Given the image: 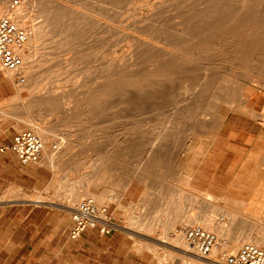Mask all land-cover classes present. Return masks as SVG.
<instances>
[{
    "label": "rangeland",
    "instance_id": "1",
    "mask_svg": "<svg viewBox=\"0 0 264 264\" xmlns=\"http://www.w3.org/2000/svg\"><path fill=\"white\" fill-rule=\"evenodd\" d=\"M68 1L69 2L73 1L69 4L73 6H77L80 10H84L83 8H86L88 12L93 11L92 13L95 15L98 13L97 15L101 16L102 19L104 20L100 19V17L96 15L99 19H91V23L95 21L92 24L90 23V21L88 24L84 23L83 27L81 26L78 29L77 33L74 35L73 40L69 42L68 44L69 46L66 45L64 48H62L63 50L61 49L62 52H60L61 50L58 49L56 46L58 44L57 29L56 28L54 29V26H51L52 28H50L49 25H48L49 28H47L48 27L47 25L43 26L45 21L43 20L44 19L43 15L45 14L42 11L41 4L37 2V0H30V1L12 0L13 3H11V5L9 6V8L12 9L15 8V5L13 4L17 5L23 3L22 8H24V10L21 11L20 18L23 20L24 24L26 25L25 29H29L30 31L31 30L30 27L32 28L35 25L40 26L42 22H43L42 26L44 28L45 27L47 28V29L45 28L46 32L43 30L44 35L42 34L43 35V37L41 36L42 39L40 38L39 40L40 42L38 41L35 45L36 48L32 50V52H34V56L37 59V61L38 59L39 60L45 59V61H43V64H40L38 66L39 68H36L35 71L37 80L40 79L38 80L39 82L40 81L43 82L44 80H47L46 82L44 81L43 84L40 82L39 94L42 95L46 93L47 90L50 89L47 88L49 87V85L50 87L53 86L56 89L57 88L59 89L60 87H62L60 86V84L65 79L70 78L68 74H70L71 77H74L73 76L74 74L76 75L75 77L77 78V84H76L77 89L75 91L78 92L77 94L78 97L82 98L81 103L79 104V110L81 111L82 115L74 119L75 121L73 125L66 126L60 120L53 119L50 116L47 118V116H45L46 109L42 108V113L37 115V120H35L34 123L37 124V127H43L48 130L47 138L50 141L49 144L51 146H57V148H59L58 139H61V137H64V135L73 133V136H69V138L71 141L75 142V147L70 152V158L68 157V159L65 160V162L59 163L58 166H56L55 168L49 167L41 160L37 164L30 163L27 164V166L22 165L18 161V158L16 157L14 152L10 149V146L13 142L14 135L17 132L23 130H29V128L22 126L23 122L20 121V118L15 114V110L17 106L25 105L27 103V100L24 99V96H22L23 94L21 92H18L19 90L16 84L13 83L9 78L7 79L6 75H4V68L0 66V199H2L1 197H4V199L0 201V264H37V247H38L37 217L36 216L27 217L25 214L21 213L18 216H15L13 219H11V215H9L7 210H5L4 205L16 204L20 207L23 206L24 209L26 210H29L37 206V202L33 201L34 199L43 198L47 200V202H41V203L48 204L49 206H53L57 209H62L61 204L64 205L73 204L76 206L79 204V202H82V200L88 201L87 197H89L90 199L92 198L95 202L94 203L92 200V204L95 207V214L100 215L98 214L100 212L102 214L101 216L108 217V219H110L112 222L119 225L118 227L119 229L116 227L111 228V226L108 225H106V227L111 230L116 229L123 232L127 237L126 245H129V240H131L133 242L132 246L134 251H137L139 253H144L148 251L150 254L153 255L154 259L158 262V264H178V262H181L182 264H185V262L189 263L190 261H193L192 256H196V255H193L188 251L189 247L185 243V240H183L181 228L185 225L199 224L201 226H204L208 230L216 233L215 225L211 227L209 219H207V222L190 220L191 215H196V217L197 215H199L200 208H202L204 202H206V200H204L206 195H202V194L198 195V193L193 191L191 187L188 186L189 185L188 177H190L189 176L190 171L192 170L193 164L196 163L199 160V158L202 156L206 146H208L209 140L217 132L220 124L223 123L222 121H225V119L229 117H234L236 115H241V114L243 115L244 112L238 111L239 109L236 108L237 104L236 106L235 105L233 106L229 103L222 104L219 106L218 111L222 116L225 117V119L219 122L220 124L219 123L217 125L215 124L214 126L216 127L213 126L215 129H210V130L205 129V131L203 132L198 131L194 134V136H192L189 139H186L185 132L187 129L191 127L190 125L193 124V121L190 119L192 117L188 118V116H190L188 114V116H186L183 120H181L178 123L179 124L178 129L179 128L180 129L172 131V135H170L167 139H163L164 142L167 143V147L159 153L157 152L153 153L152 147L146 144L145 141L148 136H142L138 131L137 132L134 131L135 133L133 136H123L122 132L124 127H128V128L136 127L139 129L141 126H146L147 124L149 125V123L152 125V123H154L152 121L155 120L154 118L150 119V117H156L154 114L155 110L153 109L154 107L151 102H148L147 104H143L140 106L139 103L137 104L134 103V101L132 100H128L126 101V103L128 102L127 103L128 105L126 104L125 107L129 106V108L125 109V111L127 112L126 113L124 112L122 116L121 112L118 111L119 104H121V101L119 102L121 96L118 93L116 94L114 93L112 95L113 96L112 100H111L112 96H108L107 99L105 98L106 100L104 99L98 102V98L101 96V92H102L101 86L103 85V81H105V79L107 78L104 76L107 75L109 71L108 70L106 72V69L104 68L110 65V63L115 58H119L125 53H127V51L131 52V49L133 50L132 52L136 51V48L134 47L135 45H133L134 43L127 44V42H131L130 40L131 36L129 32L130 31L131 33L134 32V27L136 26L135 24L139 23L137 24L135 29L140 28L142 24H144L143 21L152 17L153 18L161 17L160 20L170 24H172L173 21L181 19L179 18L181 14L178 12V10H176L180 6L179 0L178 1L173 0L174 1L173 3L175 5L172 2L169 3L167 2L169 4L168 6L166 4V0L164 1L156 0L158 1L157 2L158 4L155 3V1L153 0L154 4H156L153 7L155 8L158 7L156 8L158 13L154 8L153 9L155 12L154 11L150 12L149 11L150 9L149 10L140 9L141 12L138 9L137 10L134 9L133 5H135V0L133 1L122 0L121 3H115V2L110 3V1H106V0L100 2L99 0L98 1L96 0V2L99 3L98 5L96 4L95 1L94 4L93 0H79V1L68 0ZM124 1L125 3L122 5ZM131 1L133 2V4ZM168 1H172V0H168ZM175 1H177L178 3L177 2L175 3ZM164 4H166V6ZM131 5H132V9L135 10V11L133 10V12L138 11L136 12L137 15L132 13L133 15L132 16L131 12L130 14L128 13V11L132 10L130 9ZM160 5H161V9L159 8ZM163 5L164 7H166V9L167 8L168 9L164 10L165 8H163ZM170 5L172 6L170 7ZM126 6L128 7V11H126L123 8V7L126 8ZM175 7L177 8L175 9ZM123 9L125 12H123ZM162 9L164 11H162ZM171 10H173L174 13L177 11L176 14H174L173 11ZM94 11L96 12L94 13ZM110 11H112L113 14L115 13L116 14L109 15V13H111ZM99 12L102 14L99 15ZM119 12L121 16L122 15L123 17L125 15L126 16L122 18L119 15ZM160 12L162 15L160 14ZM169 13L171 15L173 13L174 15L171 17ZM107 16L108 18L112 16L111 18H109V20L108 18H106V21H110L109 22L110 24L104 23L105 17ZM165 16L169 17V19ZM126 17H127V21H125ZM130 17L131 18L133 17L132 19H134L135 17V20L132 21L128 20V18L130 19ZM119 18L120 21L118 20ZM116 20L118 22H116ZM96 21H98L99 23L101 22L100 23L101 25ZM134 21L137 22L135 23ZM124 22L126 25L124 24ZM130 22H133L134 25H132V23ZM127 23H129L131 27H129ZM104 24H106L107 27ZM122 24H124L126 27L124 25L123 27ZM90 25L91 26L93 25L92 26L93 28L90 27ZM97 25H99V29L96 28ZM138 25L140 26L138 27ZM100 26H102V30ZM127 27L130 28V31H128L129 29ZM110 28H112V31H108V29L111 30ZM97 30L98 31L100 30L102 32H98ZM114 30L116 31L115 32L116 35L113 32ZM92 31L98 33L97 34H95L94 32L92 33ZM125 33L128 35H126ZM119 34L129 37L128 38L129 40L127 39V37L124 36L122 37V35H120L119 37L120 38L122 37L124 39V42L126 41V43H124L122 41L123 39L121 38L122 39L121 40L117 36ZM225 35L226 34H223L222 36V38L225 37L223 38L224 42L221 43V46L219 47L220 49L217 50L218 52L216 51V53L218 54L220 53V54L218 55L216 53H213V56L218 55L217 57H215L214 60H216V58L218 57L219 58L216 61L214 60L212 61L215 63L220 62L222 65L220 69L222 70L220 71V69H216L214 72H212V74H209L208 78H205L204 74L199 73L201 76L199 74L194 75L195 78L197 77L198 80L197 79L195 80L194 77H192L190 78L189 82L184 81L185 84H189V85L200 84L196 88L194 87L192 89L193 92L192 90H190V92H192L193 94L190 93L189 91L180 93L177 90L178 87L177 88L175 87L176 85L172 87L170 89V92L172 97H175L174 99L177 102V104L174 100H172L174 103L172 104L171 102V104L167 106L169 111L168 113H173L176 112L177 110L182 113L183 111H185L184 109H187L190 101L195 103L197 102L201 110L198 117L199 118L201 117L200 119H203L205 121L211 122L210 112L206 110V105L207 103H210L211 100V96H210L211 90L207 93L206 88L204 89V91H202V89L204 86H206L207 79L217 85L218 82H221L223 80V76L225 75L231 78V80L235 81L233 84L234 86L228 85L227 87H225L226 85L225 86L220 85L218 88L214 89V91L212 90L214 93L218 94L223 90V88H226L229 91L231 89L232 93L231 91L230 93L235 98L240 97L242 91H245L249 94H259L264 97V83L262 84V82H264L263 80L264 77L262 76L264 75H261L259 73V76H257L258 71H260L259 68H261L264 65L263 63L264 42L255 41L257 40V38L252 36H249L246 40L239 41L236 37L232 35H226V36ZM123 44L124 45L127 44L126 46L128 48L131 44L132 46L130 47V49H128ZM70 46L72 47L70 48ZM121 47L126 49H123ZM30 50L31 49H26L25 52H29ZM63 51H65L66 53ZM118 51L121 52L118 53ZM54 52L55 53L57 52L58 54L56 53L57 54L56 55ZM122 52L125 53L122 54ZM146 52L149 53L147 50L146 51L142 50L141 53L138 54L139 56L137 55L136 57V61L138 60V63H140L137 64L138 67L136 66L138 71L139 69L142 68L141 66L143 67L147 66V64H144L146 61L148 62L149 60L148 57L149 54H147ZM61 53H63L62 57H61ZM257 54L259 56H257ZM146 55H148L147 58L145 57ZM54 56L58 58L55 59ZM140 57L142 59H140ZM143 57H145L146 59ZM69 59L71 61H69ZM143 59H145V61ZM47 60H49L50 62ZM64 60H67L66 63L69 64L66 66V69L68 70L64 72V74L67 75H63L61 73V75L59 74L60 76L55 75L54 77V75L47 74V70L49 69V67H51L50 69H52L55 63H56L55 67H57L61 63L62 65L65 66V63L63 62ZM223 60L225 63L223 62ZM103 61H105L107 64L104 63ZM45 62L47 64L49 63L48 64L49 66H47ZM245 65L247 70L246 68H244ZM249 65L250 66L252 65L251 66L252 68ZM254 66L256 68L258 67V69H256ZM102 68L104 71H102ZM248 68L250 70H248ZM143 70L144 68H142L141 72H143ZM218 70L220 72H218ZM246 71H248L249 73L250 71L251 73L253 72L252 74L250 73L251 75H254L256 72L255 75L256 77L249 75ZM44 72H45L44 74L45 77L43 75ZM246 74H248L247 75L248 77L246 76ZM198 75L200 79L198 78ZM57 76L59 78V81L58 80L56 81L55 79ZM62 76L63 78H61ZM249 76L252 78H250ZM19 77L21 78L24 76L19 75ZM260 77L262 79H260ZM255 78H257V80ZM181 79L185 80L187 79V77L186 78L183 77ZM253 79L256 81H253ZM258 80H260L261 83L260 81L258 82ZM21 82L25 83V81L22 80ZM54 82H58V83H54ZM42 86L44 87L42 88ZM58 89L54 91V93H56L57 91H61V92H57L59 93L58 95L62 94V91L66 92L70 90L69 88L67 89L66 87L63 89L62 88H60L59 90ZM35 90H37V88ZM147 92L148 94H150L149 86L147 87ZM204 92H205L204 94L205 96L203 95ZM88 94L91 95L94 101L91 104L87 103ZM176 94L179 96L177 97ZM206 95H208V97ZM116 101L118 102L115 103ZM130 102L131 103L133 102L132 103L133 106L129 104ZM103 103L104 104L109 103L111 105L108 104V106H110L108 107L105 106ZM67 106H72V103H70ZM149 106H151V108ZM151 109H153L152 113H151ZM4 110L10 111L13 114L11 113L10 115H4L3 113ZM103 110L105 112H103ZM113 110L116 111L115 115H112V112L114 114ZM143 110H146L148 112L145 111L142 112ZM243 110L248 111L247 109H243ZM109 111L111 114H109ZM138 112H141L143 117H141L142 115H138L140 114ZM26 113L28 116H31L30 110L27 109ZM127 113L128 115L132 113L129 115L130 118L127 117L126 115ZM244 115H246V113ZM249 115H251L250 117L251 119L256 118L255 120H257L259 123L262 122V120L258 116L250 114V112L247 113L248 117ZM262 125L264 126V122H262ZM38 135L41 137L42 140H44L42 134H38ZM181 142H182L181 146L183 147L179 148V143L181 144ZM176 145L179 148L178 150L180 151L179 154L174 156L173 150H175ZM88 148H91L92 151ZM137 149L139 150L137 151ZM1 150H5L6 152L3 153L1 152ZM152 153L155 156H153ZM98 155H101L100 158L102 159L101 164H98L97 162ZM140 155L143 158L138 157ZM158 157L161 162L160 165L161 168L158 169L159 171H163V177H164V180H162L163 182L159 181L160 178H156L155 176L152 175L149 176L146 181V179L143 178L142 174L140 173L142 170L138 171V173L135 172L134 163L139 161H141V163L150 162V159L154 163V160H156V158ZM95 163L98 164V166L95 165ZM97 176L99 179L97 178ZM126 182L127 185L125 187L123 184H125ZM103 193H106L107 197L101 201H97L95 197ZM25 195H27L28 197L25 198L26 200H22V198H24ZM193 195H198V196L194 198ZM73 198H75V200H73ZM50 201H53L55 203H49ZM167 209L168 211H166ZM165 212H167V214ZM68 215H70L71 218L72 213L68 211ZM161 217L163 219H161ZM128 218H131L130 223L132 227L137 224L135 227H138L139 229L138 228L136 229L135 227L133 228L139 230V232L135 231L133 234L130 233L124 227H122L128 223L125 222V220L128 221ZM157 219L159 221L158 223L160 224L157 223ZM165 219L167 220L166 223H165L166 221ZM170 219L171 221L172 219L174 221V224L173 222H171L173 226H171V224L169 225ZM152 220H154L157 223V226L156 224L153 225L154 221ZM147 223H149L153 227L156 226V228L153 229L152 227L151 230L153 231H147L148 228L145 226V225L147 226L149 225ZM163 223L164 224L168 223L167 225L171 226L170 227L171 230L165 229L167 225L162 227L163 228L162 229L161 226H163ZM218 223H219L218 228L222 229V223L220 222ZM242 223L247 225V223H245L244 221H242ZM74 224L75 222L72 219V223L70 224L71 227H69L66 232L71 230ZM99 224H103V223H99ZM99 224H97L96 227H88V228L91 229L98 228L100 230ZM158 225L161 226L159 227ZM258 227L261 229V231H264V221H262V219L259 221ZM56 228L63 229L61 226V222H57ZM15 229L29 231V233L26 235V237L21 238L22 243L20 247L9 249L7 246L8 234L14 231ZM176 237H179L181 241L178 240L176 241L177 239ZM137 241H139L138 249L135 247ZM58 242L59 239L56 238V239H52L51 243L49 244L50 245L49 247L51 248L50 256H53L52 258L55 259V261H52V264H67V262H69V260H72V258L74 259V264H83V263L88 264L87 260L89 258H91V260L94 259L98 253L97 246H88L86 243H81V242L74 244V246L70 248V250L69 249L61 250L60 246L58 245ZM248 243H252V242L247 240V242L244 244H248ZM15 245H17V243ZM106 245H113V242L111 243L107 241ZM123 245H125V241H123ZM223 246L226 247L224 248ZM262 248L264 249V246ZM238 249H239L238 247L234 248L231 245L223 244L220 248L213 250L208 258L218 259V257L223 256L224 258L223 261H224L227 254L235 253L238 251ZM44 250H45L44 246L41 247V250L39 249V251H44ZM68 250L70 254H67ZM26 252H28V254ZM109 256L110 255L108 254L106 258H109ZM201 259L203 260L201 264H212L211 260H206V258H201Z\"/></svg>",
    "mask_w": 264,
    "mask_h": 264
},
{
    "label": "bare ground",
    "instance_id": "2",
    "mask_svg": "<svg viewBox=\"0 0 264 264\" xmlns=\"http://www.w3.org/2000/svg\"><path fill=\"white\" fill-rule=\"evenodd\" d=\"M77 1H79V0H77ZM94 1L96 2V0H93V3H94ZM99 1L102 2L103 0H99ZM106 1H110V3L111 2L112 3L113 2L121 3L122 0H106ZM117 1H120V2H117ZM154 1H155V3L158 2L156 0H154ZM154 1L153 0H135V5H133V8L136 10L138 9L140 12H141L140 9H148V10L150 9L149 11L151 12V11H154V9L156 10V8H158V7H156V8L153 7L154 5H156V4H154ZM163 1H161V2H163ZM177 1H175V3ZM37 2H39L42 6V11L45 14V15H43V14L42 15L44 16L43 20H45V21H44V24H43V22L41 23V25L39 24L40 26L35 25L36 27L35 26L32 28L30 27V29H31L30 31H29V29H27L28 31H27V34L25 36L24 41L18 46L19 50H21L23 53L22 64L19 66L18 69H6L2 66L1 67L4 68V75H6L7 79L9 78L13 83L16 84V86L19 90L18 92H21L23 94L22 96H24V99L27 100V103L25 105L17 106V108L15 110V114L20 118V121L23 122V125H22L23 127L29 128V130L33 131L36 135H38V134L43 135L44 140H42V141L44 143V148H43V151L41 154V161H43L49 167L55 168L56 166H58L59 163L65 162V160H67L68 157L70 158V152L75 147V142L71 141L69 138V136H73V133H70L68 135H64V137H61V139H58L59 140L58 141L59 148H57V146H51L49 144L50 141L47 138L48 130L46 128H43V127H37V124H35L34 121L37 120V115L42 113V108H45L46 109L45 116H47V118L50 116L53 119H57V120L62 121L63 124L66 126H71L74 124V121H75L74 119L76 117L82 115L81 111L79 110V104L81 103L82 98L78 97V95H77L78 92L75 91L77 89L76 88L77 78L75 77L76 75H74V74H73L74 77H71L70 74H68L70 78L65 79L60 84V86H62L60 88L63 89L66 87L67 89L69 88L70 90H68L66 92L64 91L65 93L62 91V94L58 95L59 93H57V92H61V91H57L56 93H54V91H56L58 88L56 89L53 86H51L52 87L51 88L50 85L47 83L49 85V87H47V88H50V89H48L47 92L45 90L46 93L40 95L39 94L40 93L39 85H40L41 81L40 82L38 81L40 79L37 80L36 75H35V71H36V68H39L38 66L40 64H43V61H45V59L44 60L40 59L41 61L38 59V61H37V59L34 56V52H32V50H34L36 48L35 45L40 40L41 36L43 37V35H44L43 32L45 31V28H46V27L44 28L43 26H45V25H47V26L49 25L50 28H52L51 26H54V29L55 28L57 29L58 44L56 46L58 49L61 50L66 45H68L69 42H71L73 40L74 35L77 33L78 29L81 26L83 27L84 23L88 24L89 21L91 23V19H99L98 17H100V19H102V17L98 16L97 15L98 13L96 14L98 16L97 17L95 14L92 13L93 11L88 12V10H86V8H83L84 10H80L77 6H73V5L69 4L73 1L69 2L68 0H37ZM129 2H126V3H129ZM167 2L173 3L174 1L173 0L172 1L166 0V4L168 6L169 4ZM11 3H13L12 0H0V17L1 16H8L10 19L14 20V22L17 24V26L25 28L26 25L24 24L23 20L20 18L21 17V11L24 10V8H22L23 3L17 4V5L13 4V5H15V8H12V9L9 8ZM33 3H35V2H33ZM124 3H125V1L122 3V5ZM96 4L98 5L99 3L96 2ZM132 4H133V2H132ZM166 4H164V5L166 6ZM103 5H104V3H103ZM164 5H163V8H165L164 10H167L168 8L166 9V7H164ZM172 5H170V7ZM179 5H180L179 8L175 7V9L177 8L176 10H178V12L181 14V16L178 14L180 16L179 18H181V19L178 18L179 20L173 21L172 24L165 23V21L160 20L161 17L160 18L159 17H156V18L152 17V18H149V19H146L145 21H143L144 24L140 23V24H142V26L140 28L135 29V27L139 23L135 24L136 26L134 27V32H132V33L130 31V28L127 27L129 29L128 31H130L129 34L131 36V38H130L131 42H127V44L128 43H134L133 45H135L134 47L136 48V51L138 53L136 51H135L136 53L132 52L133 51L132 49H131V52H128V51H127V53L124 52L125 54L122 52V54H124V55H122L119 58H115L110 63V65L107 66L108 68L107 67L104 68L105 67L104 65H103L104 67L102 66L104 69H106V72L108 70L109 71H108V74L104 76L107 78L105 79V81H103V85L101 86L102 92H101V96L98 98V102L104 100L105 98L107 99L108 96H112L114 93L120 94L121 98H120L119 102L121 101V104L118 103L119 104L118 111L121 112L122 116H123L124 112L125 113L127 112V111H125V109L129 108V106L125 107L126 104L128 103V102L126 103V101H128V100H132V101H134V103H137V104L139 103L140 106L143 104H147L148 102L152 103V105L154 107L153 109L155 110L154 114L156 117H150V119L154 118L155 121H152L154 123H152V125L149 123V125L147 124L146 126H141L139 129L136 127H133V128L124 127L122 133H123V136H133L135 133L134 131H136V132L138 131L142 136H148L145 141H146V144H148L152 147L153 153L154 152L159 153L167 147V143H165L163 139H167L170 135H172V131L178 129V126H179L178 123L181 120H183L186 116H188V114L190 115V116H188V118L192 117L190 119L193 121V124L190 125L191 127L189 129H187L185 132L186 139L191 138L198 131L203 132V131H205V129H209V130L215 129L214 127H216V126H214V125L215 124L217 125L219 122H221L222 120L225 119V117L222 116L218 111L219 106L222 104L229 103L233 106L234 105L236 106V104H237L236 108L239 109L238 111L244 112V114L246 113V115L243 114V116H246L247 118L250 119L251 115H249V117L247 116V113L250 112V114L258 116L262 120V122H264V97L263 96H261L259 94H249L245 91H242L240 97L235 98L231 94L232 93L231 89H230V91H231V93H230V91L226 88H223V90L218 94L213 92L214 89L218 88L220 85H224V86L226 85L225 87H227L228 85L234 86L233 84L235 81L231 80V78H229L227 75L223 76V80L221 82H218L217 85L215 83L209 81L208 79H207V81L203 80V81H206L207 83L203 82V83H206V86L203 87L202 91H204L205 88L207 90L206 91L207 93L211 90V93H210L211 100H210V103H207V105H206V110H208L210 112V115H211V122L205 121L203 119H200L201 117L200 118L198 117L201 110H200L197 102L195 103V102L190 101L187 109H184L185 111H183L182 113L178 110L176 112H173V113H168L169 111H168L167 106H169V104H171V102H172V104L174 103L172 100L175 101V99H174L175 97H172L171 92H170V89L172 87H174L176 85L175 87L176 88L178 87L177 90L180 93L181 92H187V91L190 92V90H192L194 87L196 88L200 84L189 85V84H185L184 81L189 82L190 78H192V77H194V79L196 80L197 77L195 78L194 75L199 74V73L204 74V77L208 78L209 74H212V72H214L216 69H220L222 67L220 62L215 63L212 61L215 59V57H217L220 54V53L219 54L216 53V51L220 49L219 47L221 46V43L224 42L223 38H225V37L222 38L223 34L232 35V36L236 37L239 41L246 40L249 36H252V37L257 38V40H255V41L264 42V0H179ZM118 6H119V4H118ZM87 8H88V6H87ZM123 8L126 11H128L127 6H126V8L125 7H123ZM159 8L161 9V5ZM103 9H105V8H103ZM110 9H108V10H110ZM118 9H119V7H118ZM121 9H122V6H121ZM124 9H123V12H125ZM130 9H132V5H131ZM134 9L128 11V13L130 14V12H131V15H132V13L136 14V12H138V11L133 12ZM151 9H153V10H151ZM164 10L162 9V11H164ZM96 11H94V13ZM171 11H173V10H171ZM103 12H105V11H103ZM110 12L111 13H109V15H112L113 14L112 11H110ZM120 12H119V15H120ZM156 12H157V10H156ZM176 12L174 13V11H173L174 14H176ZM173 13H172V15L170 14L171 17L174 15ZM100 14H102V13L99 12V15ZM115 14H113V15H115ZM160 14H161V12H160ZM111 17H109V18H111ZM121 17L124 18L123 15ZM135 17H134V19H132L133 17L132 18L130 17V19L128 18V20H131V21L135 20ZM140 17H141V15H140ZM154 17H155V15H154ZM165 17H167V16H165ZM106 18H108V16L105 17L104 23L108 24L110 21H106ZM109 18H108V20H109ZM113 18H114V16H113ZM117 18H118V16H117ZM163 18H164V16H163ZM167 18L169 19V17H167ZM102 20H104V19H102ZM118 20L120 21V18ZM125 21H127V17H126ZM93 22H95V21H93ZM96 22H98V21H96ZM116 22H118V21L116 20ZM134 22L136 23L137 21H134ZM114 23H113V25H114ZM130 23H132V25H134L133 22H130ZM42 24H43V26H42ZM106 24H104V25L106 26ZM116 24H118V23H116ZM124 24H125V22H124ZM124 24H122V26ZM127 24L129 27H131V25L129 23H127ZM104 25H103V27H104ZM49 26L47 28H49ZM92 26L90 25V27H92ZM139 26L140 25H138V27ZM94 27H95V24H94ZM100 27L102 30V26H100ZM87 28H89V27H87ZM96 28L99 29V25H97ZM118 28H119V26H118ZM110 29L111 30L108 29V31H112V28H110ZM114 29H116V28H114ZM122 29H124V28H122ZM94 31H92V33ZM98 32H102V31L99 30ZM113 32L115 33L116 31L114 30ZM97 33H95V34H97ZM119 33H121V32H119ZM115 35H116V33H115ZM120 35H122V34H119L117 36L119 37ZM126 35H128V34H126ZM123 36L124 35H122V37ZM124 37H127V36H124ZM128 38L129 37H127V39ZM122 41L124 42V39ZM124 43H126V41ZM101 44H102V42H101ZM127 44H125V45L123 44V45L126 46ZM131 46H132V44L129 46V48L127 46L126 47L128 49H130ZM71 47L72 46H70V48ZM123 47H121V48H123ZM26 49H31V50L29 52H25ZM93 49H94V47H93ZM123 49H126V48H123ZM62 50L60 52H62ZM142 50H144V51L147 50L149 52V53L146 52L147 54H149V56L148 55L145 56L146 58L148 56L149 60H148V62L146 61L144 63V64H147V66H145V67L141 66L142 68H144L143 72H141L142 68L139 69V71H140L139 72L137 70L136 66H137V64H140V63H138V60L136 61V57L139 53H141ZM115 51H117V50H115ZM63 52H65V51H63ZM120 52L118 51V53H120ZM213 53H216L218 55L213 56ZM116 54H117V52H116ZM253 54H252V56H253ZM62 55H63V53H61V57H62ZM109 55H110V53H109ZM257 56H259V55L257 54ZM54 57H55V59L58 58V57L56 58V56H54ZM59 57H60V55H59ZM101 57H102V55H101ZM108 57H106V58H108ZM145 57H143V58H145ZM260 57H263V56H260ZM47 58H49V57H47ZM103 58H104V56H103ZM218 58H216V60ZM111 59H113V58H111ZM137 59H139V58H137ZM140 59H142V58L140 57ZM145 59H143V60L145 61ZM49 60H47V61H49ZM67 60L63 61L65 63V66L62 65L61 62H60L61 64H59L57 67H55V65H56V63H55V65H54L55 68L51 65L53 68L50 69L51 67H49L48 70L46 69L47 74L48 75H54V77H55V75L60 76L61 73L63 75H67V74H64V72H66V70H68V69H66V66L69 65L66 63ZM216 60H214V61H216ZM221 60H219V61H221ZM69 61H71V60L69 59ZM103 62L106 63L105 61H103ZM210 62H212L213 65ZM223 62H224V60H223ZM48 64H47V66H49ZM113 64H114V66H113ZM103 68H102V71H104ZM244 68H246V65ZM256 69H258V67ZM259 69H260V71H258L257 76H259V73L261 75H264V65ZM221 70L222 69H220V71ZM246 70H247V68H246ZM248 70H250V69L248 68ZM220 71L218 70V72H220ZM251 71H250V73H251ZM246 72L249 75H251L253 73L252 72L250 74L248 71H246ZM44 74H45V72L43 73V75ZM248 74H246V76ZM19 75H23L25 77V80H23V81H25V83L21 82V80H22L21 78L24 79V77L20 78ZM199 75H198V78H199ZM255 75H256V72L254 75H251V76L256 77ZM58 76L55 78L56 81L57 80L59 81ZM44 77H45V75H44ZM183 77L184 78L187 77V79L182 80L181 78H183ZM262 77H264V76H262ZM61 78H63V76ZM250 78H252V77H250ZM255 79L257 80V78H255ZM258 79H259V77H258ZM260 79H262V78L260 77ZM256 80L253 79V81H256ZM44 81L46 82L47 80H44ZM259 81L260 80H258V82ZM43 82H41V83L43 84ZM49 82H51V81H49ZM54 83H58V82H54ZM260 83H261V81H260ZM263 83L264 82H262V84ZM53 84H51V85H53ZM57 85H59V84H57ZM148 86L150 88V92H149L150 94H148V92H147ZM43 87L44 86H42V88ZM36 88H37V90H35ZM173 90H174V88H173ZM192 92H193V90H192ZM192 92H190V93H192ZM204 94H205V92L203 93V95ZM178 96L179 95H177V97ZM206 96L208 97V95H206ZM112 99H113V96H112L111 100ZM93 102L94 101H93L91 95L88 94L87 103L91 104ZM117 102L118 101H116L115 103H117ZM70 103H72V106H67ZM132 103L130 102L129 104L132 105ZM108 104H104V105L108 106ZM176 104H177V102H176ZM109 105H111V104H109ZM108 107H110V106H108ZM117 107H118V105H117ZM149 107L151 108V106H149ZM243 107H245V108H243ZM27 109L30 110L31 116L27 115V113H26ZM111 109H113V108H111ZM153 109H151V113H152ZM243 109H247L248 111H244ZM110 111H109V114H111ZM144 111L148 112L146 110H143L142 112H144ZM103 112H105V111L103 110ZM107 112H108V110H107ZM3 113H4V115H10L12 112L4 110ZM115 113H116V111H114V114L112 112V115H115ZM138 113H140V114H138ZM138 113H135V114L142 115L141 112H138ZM130 114H132V113H130ZM154 114H152V115H154ZM126 115H127V117H129L128 113ZM207 115H209V114H207ZM132 116H131V118H132ZM241 116H242V114H241ZM141 117H143V115ZM240 118H242V117H240ZM192 121H191V123H192ZM222 122H224V121H222ZM262 122H260V123L262 124ZM181 123H180V125H181ZM77 124H79V123H77ZM221 125L222 124H220V126ZM220 126H219V129H220ZM76 128H78V127H76ZM75 135H76V133H75ZM177 145L175 146V150H173L174 156L179 154L180 150H178V149L183 147V146H181L182 142H181V144L179 143V148L177 147ZM183 145H184V143H183ZM256 145H258V144H256ZM125 147H126V145H125ZM261 147H262V145H261ZM137 148H139V147H137ZM88 149L91 150V148H88ZM140 149H141V147H140ZM138 150L139 149H137V151ZM261 150H262V148H261ZM252 151H254V150H252ZM259 152H261V151H259ZM97 154H98V152H97ZM101 155L97 156L98 157V161H97L98 164L102 163V159H100ZM150 156H151V154H150ZM153 156H155V155L153 154ZM138 157L143 158V157H141V155ZM150 162H143L144 163L143 164V163H141V161H139V162L134 163L135 172L138 173V171L142 170L140 173L142 174V177L146 179V181H147L148 177L152 175V176H155L156 178H160L159 181L163 182L162 181V180H164L163 171H159V169H158V168H161L160 167L161 162H160L159 157L156 158V160H154V163H153V161H151V159H150ZM246 162H247V160H246ZM246 162H244V163H246ZM98 164L95 163V165H97V166H98ZM152 168H155V169H152ZM151 170H153V171H151ZM247 172L248 171H246V173ZM247 177H249V176L247 175ZM258 177H260V176H258ZM97 178H98V176H97ZM235 178H233V179H235ZM87 179H89V178H87ZM246 179H248V178H246ZM244 183H246V182H244ZM123 185L126 187L127 182ZM260 185H262V184H260ZM246 186H248V185H246ZM198 195H193V196H194V198H196ZM27 197L28 196L25 195V197L22 199H25ZM106 197H107V194H100V195L96 196L95 198L97 201H101V200L105 199ZM87 198L90 201L93 200L92 198L91 199L89 197H87ZM43 200H45V199H43V198L34 199L35 202L43 201ZM73 200H75V198H73ZM93 202H94V200H93ZM64 207L66 209H71L72 214L75 216L80 212L81 209L85 210L82 202H79V204L76 206L73 204H67V205H64ZM166 211H168V209ZM165 213L167 214V212H165ZM98 214H100V215H94V217H93L95 220H97L98 223H103V225L111 226V228H113V227L118 228L119 227V225L112 222L110 219H108V217L101 216L102 214L100 212ZM197 218L198 217H196V215H191L190 220L200 222V220ZM161 219H163V218L161 217ZM142 220H143V218H142ZM130 221H131V218H128V221L125 220V222H128L127 224H125L124 226H122L121 224L120 225L122 227H124L125 229H127L130 233L134 234L135 231L139 232V230H136L138 227H135L137 224L135 226H133L136 228L135 229L131 226ZM152 221H154V220H152ZM168 221H169V219H168ZM158 222L159 221L157 219V223ZM163 222H164V220H163ZM166 222H167V220L165 221V223ZM171 222H173V224H174L173 219H172V221L170 219V223H169V225L171 224V226H173ZM153 223H154L153 225L156 224V226H157V223L155 221ZM147 224H149V223H147ZM158 224H160V223H158ZM167 224L163 223V226H161V225H158V226L159 227L161 226V228H162V227L166 226ZM169 225H167V227L165 228L166 230H168V229L171 230L170 229L171 226H169ZM145 226L148 228V229L146 228L147 231H153V230H151L153 226H151L150 224L148 226L147 225H145ZM156 226H154L153 229L156 228ZM262 236L264 239V234ZM176 238H177L176 241L177 240L181 241L179 239V237H176ZM174 239H175V237H174ZM183 240H184V238H183ZM249 241H251L252 243H248V244H253V245L258 246L260 248H262L264 246V243L261 241H252V240H249ZM178 243H180V242H178ZM236 245L237 244L234 243V245H233L234 248H236ZM223 247L225 248L226 246H223ZM193 255H195V254H193ZM197 257H199V256H197ZM208 257H201V258H208ZM223 259L224 258L222 256V257H218V259L215 258L214 261L224 262Z\"/></svg>",
    "mask_w": 264,
    "mask_h": 264
},
{
    "label": "crops",
    "instance_id": "3",
    "mask_svg": "<svg viewBox=\"0 0 264 264\" xmlns=\"http://www.w3.org/2000/svg\"><path fill=\"white\" fill-rule=\"evenodd\" d=\"M1 152L5 153L6 151L1 150ZM16 157L18 158L17 155ZM18 161L21 163L19 158ZM21 164L27 166V164ZM263 167L264 126L255 119L236 115L225 119L220 129L209 140L202 156L193 164L190 177L186 175L189 179L188 186L196 193L207 196H205L206 202L200 208L197 219L205 222L209 219L210 226L215 225L216 234L225 239L224 244L233 246L236 243V247L240 248L247 240L264 243L262 236L264 231L258 227L259 221L261 219L264 221ZM246 171L248 172L246 173ZM1 198L0 201L4 199V197ZM41 202H47V200L37 201V206L29 210L16 204L4 205L5 210L11 215V219L21 213L27 217H37V246L39 247H37V264H52V261H55L53 256H50L49 244L52 239L56 238L59 239L58 245L61 250H70L74 244L80 242L86 243L88 246H97L98 253L94 259L87 260L88 264H158L148 251L144 253L134 251L131 240L128 239L129 245H126L127 237L116 229L101 232L98 228H88L79 237H71L70 230L66 231L71 227L73 214L70 218L68 211L72 213V210L66 209L64 204H61L62 209H57ZM49 203L55 202L50 201ZM57 222H61L63 229L56 228ZM218 222L222 223V229L218 228ZM28 233L29 231L20 229L9 233L8 248L20 247L21 238L26 237ZM107 241L113 242V245H106ZM123 241H125V245H123ZM16 243L17 245H15ZM138 244L139 241L135 244L137 249ZM43 246L46 253L39 251ZM69 250L67 254H70ZM26 253L28 254V252ZM108 254L110 256L106 258ZM192 259L193 261L185 262V264H201L203 262L196 256H192ZM206 260H211L212 264H224L210 258H206ZM67 264H74V259L69 260ZM178 264L182 263L178 262Z\"/></svg>",
    "mask_w": 264,
    "mask_h": 264
},
{
    "label": "built area",
    "instance_id": "4",
    "mask_svg": "<svg viewBox=\"0 0 264 264\" xmlns=\"http://www.w3.org/2000/svg\"><path fill=\"white\" fill-rule=\"evenodd\" d=\"M27 29L17 26L8 16L0 17V66L6 69H18L23 62V53L18 46L24 41ZM22 81L24 80L21 78ZM44 148L42 139L31 130H23L14 135L10 149L23 164L39 163ZM85 210L75 216V224L70 235L77 238L88 227H96L97 220L93 217L95 207L92 201H82ZM101 232H109L106 225L99 224ZM182 236L190 253L199 257H208L213 250L220 248L225 239L208 230L204 226L185 225L181 228ZM224 264H264V249L253 244L242 245L237 252L227 254Z\"/></svg>",
    "mask_w": 264,
    "mask_h": 264
}]
</instances>
